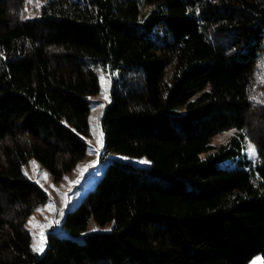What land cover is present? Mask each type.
I'll list each match as a JSON object with an SVG mask.
<instances>
[{
    "label": "trees",
    "instance_id": "trees-1",
    "mask_svg": "<svg viewBox=\"0 0 264 264\" xmlns=\"http://www.w3.org/2000/svg\"><path fill=\"white\" fill-rule=\"evenodd\" d=\"M28 2L0 0V264L264 262V0ZM106 71L100 158L150 164L106 161L38 254L48 196L22 166L75 169Z\"/></svg>",
    "mask_w": 264,
    "mask_h": 264
},
{
    "label": "rangeland",
    "instance_id": "rangeland-1",
    "mask_svg": "<svg viewBox=\"0 0 264 264\" xmlns=\"http://www.w3.org/2000/svg\"><path fill=\"white\" fill-rule=\"evenodd\" d=\"M29 1V9L34 8L43 0H27ZM32 9H30L31 13ZM110 71L100 74V91L90 97L91 109L89 112L90 136L86 137L87 153L85 157L80 160L75 169L67 173L64 178L55 181L50 173L42 167V165L34 160H28L23 166L24 174L36 182L47 194L48 198L45 204L38 206L27 218L25 223L26 229L31 235V247L34 250V245L38 246L41 243V233L43 234V251H35L42 254L46 249V235L52 229L60 231V225L66 210L73 208L80 199L85 195L86 191L90 189L96 180L101 176L105 162L114 158L129 160L138 166H148L150 161L146 157L131 158L117 153H110L107 156L100 158L103 151V134L101 131V117L105 106L110 101L111 81L114 75ZM231 135V132H223L214 137L212 145H219L226 142ZM244 153L251 159L256 158V149L251 142H247ZM254 149V154L250 151ZM234 159H226L220 162V165H227L232 167L235 163ZM146 162V163H145ZM58 221V223H57ZM112 223L99 225L93 220L87 224L84 234L90 232H105L109 231ZM64 234V233H63ZM81 236V237H82ZM248 264H264L260 255L254 256Z\"/></svg>",
    "mask_w": 264,
    "mask_h": 264
},
{
    "label": "snow or ice",
    "instance_id": "snow-or-ice-1",
    "mask_svg": "<svg viewBox=\"0 0 264 264\" xmlns=\"http://www.w3.org/2000/svg\"><path fill=\"white\" fill-rule=\"evenodd\" d=\"M37 6H39V4H38ZM250 151H251L253 154H254V152H255L254 149H250ZM145 163H146V162H145ZM57 223H58V221H57ZM43 243H44V240H43V234L41 233V243H40L38 246L34 245V250H35V251L42 252V251H43Z\"/></svg>",
    "mask_w": 264,
    "mask_h": 264
}]
</instances>
